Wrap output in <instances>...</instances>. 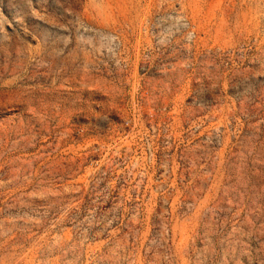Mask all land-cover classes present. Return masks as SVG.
Wrapping results in <instances>:
<instances>
[{
	"label": "rangeland",
	"instance_id": "obj_1",
	"mask_svg": "<svg viewBox=\"0 0 264 264\" xmlns=\"http://www.w3.org/2000/svg\"><path fill=\"white\" fill-rule=\"evenodd\" d=\"M0 264H264V0H0Z\"/></svg>",
	"mask_w": 264,
	"mask_h": 264
}]
</instances>
